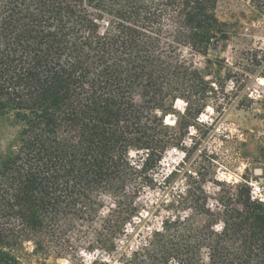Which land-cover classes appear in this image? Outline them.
Segmentation results:
<instances>
[{"label":"trees","instance_id":"1","mask_svg":"<svg viewBox=\"0 0 264 264\" xmlns=\"http://www.w3.org/2000/svg\"><path fill=\"white\" fill-rule=\"evenodd\" d=\"M207 5L0 0V122L9 119L18 128L16 147L0 156V264H18L10 249L56 238L61 222L91 194L113 180L121 184L133 170L131 150L151 151L143 166L159 163L172 145L164 113L181 89L201 100L205 94L197 71L162 56L161 20L178 12L181 38L207 43L218 24ZM247 201L244 221L245 213L228 211L233 229L227 232L249 229L251 249L246 255L244 245L212 243L220 264H252L253 255L264 264V205L251 203L248 192Z\"/></svg>","mask_w":264,"mask_h":264},{"label":"rangeland","instance_id":"2","mask_svg":"<svg viewBox=\"0 0 264 264\" xmlns=\"http://www.w3.org/2000/svg\"><path fill=\"white\" fill-rule=\"evenodd\" d=\"M207 13L218 21L207 43L182 39L177 23L179 15L175 11H170L161 20L159 33L162 56L197 71L205 90L201 100L200 94L193 95L181 89L173 109L163 115V118L175 115L177 119L175 126H167L172 141L169 149L185 150V143L192 142V148H187L185 164L176 166L178 171L163 180L164 177L155 176L159 163L153 166L149 161L143 166L150 150H131L129 161L133 170L121 176L122 183L113 180L109 188H100L91 194L80 212H74L61 222L56 238L38 237L10 249L18 264H88L82 260L81 251L95 248L112 251L115 239L121 237L132 217L142 211L152 212L154 227L163 223V230L154 234L144 251L135 253L130 247L122 251L124 264H169L173 258L181 264H220L219 256L211 246L217 241L228 249L244 245L243 254H248L251 247L245 244L250 243L246 233L249 229L236 230L234 234L227 232L233 229L228 211L245 213L247 187L242 186L234 197L225 189L220 195L224 213L217 216L206 206L204 186L214 178L218 167L215 160L232 170L244 169L245 178L255 170L264 171V87L260 84L264 82V0H208ZM103 17L101 25L104 28L108 18ZM146 25L153 31V24ZM248 88L259 90L262 97L254 100L256 93L253 91V98H249ZM141 93V89L133 93L136 103H140ZM177 101L184 104L178 103V108H174ZM207 107L215 111L214 125L235 123L245 134L244 141L232 140L221 146L211 137L214 126L197 124L195 136H189V127L195 125L196 118ZM17 139L18 128L11 120L1 121L0 156L11 152ZM165 157L171 162L179 161L178 157ZM179 178H187L191 189L185 200L176 205L167 202L165 192ZM176 207L187 211L182 215L186 216L184 220L172 221V216L167 219L168 212ZM247 214L243 215L242 221ZM219 217L225 223L222 234L212 228ZM257 245L255 242L252 247L254 254L258 253ZM185 248L190 249V255H185ZM260 260L255 255L251 257L252 264H260ZM94 264L103 263L97 261Z\"/></svg>","mask_w":264,"mask_h":264},{"label":"built area","instance_id":"3","mask_svg":"<svg viewBox=\"0 0 264 264\" xmlns=\"http://www.w3.org/2000/svg\"><path fill=\"white\" fill-rule=\"evenodd\" d=\"M260 84L264 87V83ZM253 91L256 93V98H254V100H256L257 97H262V94L259 92V90L254 89ZM253 91H251V88L247 89L246 92L249 98H253ZM178 103L184 104L183 102L177 101L174 105V108L178 106ZM214 114L215 111L213 108L207 107L204 109L203 112L200 113L196 118L195 125L189 127V136H195V132H197V124L203 127L214 126L213 130H211V137H214V141L220 142L221 146L225 142L232 140L244 141L245 134L235 123H218L217 125H214ZM172 118L174 120H171ZM176 123L177 119L175 115H167L164 118L165 126H175ZM185 146V150L177 147L170 149L168 148L164 157H162L159 161V166L156 168L155 176H161L164 177L163 180H167L174 174V172L178 171L176 166L180 167V164H185V159L188 153L187 148H192V142L185 143ZM211 153L213 154V151H211ZM166 155L178 157L179 161H168V159L165 157ZM215 163L218 165V167L215 168L216 171L214 178L211 181H208L206 186H204L206 194V206L211 210V212L217 216L223 214L225 207L220 195L225 192V189H227L231 197L237 196L235 193L236 191L238 192L242 186L247 187L248 197L251 203L264 205V171L262 169L255 170L249 178H245L244 169L243 171H239L237 169L232 170L226 165H220L216 160ZM193 175L196 176L197 173H193ZM190 189L191 185L188 183L187 178L177 179L165 192L168 197L167 202H173L176 205H179L188 196ZM186 212L187 211L183 210L181 207L172 208L171 212H168L167 219H169V216H172V221L177 219L184 220L186 216L182 215H186ZM162 225L158 228L154 227L152 212H138L125 226L123 230L124 233L121 235V237L115 239V246L112 251H107L101 248L83 250L81 251L82 260L88 262V264H94L97 261L102 262L103 264H124V262L121 261V252L125 251L128 247H130L135 253L144 251L150 246L151 239L154 237V234L163 230ZM212 228L216 233L222 234L225 230V223L222 218L219 217L216 219V222ZM169 264L181 263L173 258L170 260Z\"/></svg>","mask_w":264,"mask_h":264},{"label":"bare ground","instance_id":"4","mask_svg":"<svg viewBox=\"0 0 264 264\" xmlns=\"http://www.w3.org/2000/svg\"><path fill=\"white\" fill-rule=\"evenodd\" d=\"M262 83H264V82H262ZM176 108H178V106H176Z\"/></svg>","mask_w":264,"mask_h":264}]
</instances>
